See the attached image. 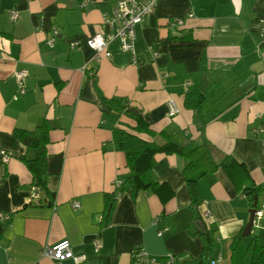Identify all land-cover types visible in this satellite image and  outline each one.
Listing matches in <instances>:
<instances>
[{"label": "crops", "instance_id": "1", "mask_svg": "<svg viewBox=\"0 0 264 264\" xmlns=\"http://www.w3.org/2000/svg\"><path fill=\"white\" fill-rule=\"evenodd\" d=\"M117 1L0 0L6 56L0 60V215H12L0 220V264H53L40 250L64 240L86 255L83 264H153L134 260L139 249L157 264L169 254L191 260L207 242L198 224L205 211L217 231L212 258L231 264V239L243 232L255 197L264 212V0H159L135 26L136 62L117 36L109 40L110 57L87 45L113 32L104 20ZM11 10L18 12L15 22ZM176 18L183 27L170 28ZM53 28L59 35L51 48ZM74 41L80 44L71 50ZM21 71L25 94L15 97ZM192 91L206 95L197 109L186 105ZM101 96L122 100L186 153L198 150L189 157L157 154L156 189L108 200L129 173L113 129L136 122L115 119ZM169 100L179 109L174 117ZM44 121L52 126L47 170L54 203L28 204L33 177L14 130ZM226 157L235 161L231 169L221 165ZM251 186L262 190L247 193ZM252 231L264 244V218ZM98 237L103 248L96 253Z\"/></svg>", "mask_w": 264, "mask_h": 264}, {"label": "trees", "instance_id": "2", "mask_svg": "<svg viewBox=\"0 0 264 264\" xmlns=\"http://www.w3.org/2000/svg\"><path fill=\"white\" fill-rule=\"evenodd\" d=\"M205 98V93L201 91L188 92L185 98L186 105L197 109ZM101 101L109 106L111 115L115 119L126 115L136 122L135 126L129 130L122 128L113 129L114 143L120 151L124 152L129 173L124 178L122 187L119 190L116 189V193L112 196H108V200H115L116 197L125 191H130L133 195H136L140 190L156 189L159 184L155 180L152 171L156 165L157 154L177 153L189 157L198 150L194 149L186 153L184 148L175 142L167 131L157 132L153 130L142 114L128 110L127 105L122 100L101 96ZM51 127L49 122L44 121L34 130L18 128L14 130V136L27 150L24 155L20 156V159L32 174V187H38L41 195L46 197L50 201V204H52L55 197V194L48 187L49 173L47 170V146L51 142ZM160 139H162V143L159 141ZM191 165H193L192 162L190 163ZM221 165L231 169L235 165V161L232 157H226ZM261 190L260 187L251 186L246 189V192L251 193V191H254L259 194ZM251 202H253L252 199ZM111 205L109 203L108 209ZM198 219H201L204 223L205 227L199 232L207 241L201 255L198 258L185 261L180 260V256H178L170 264H217L216 260L212 258L215 243L218 240L216 236L217 231L213 228V222L209 221L210 223H206L201 214H198ZM250 237L251 241L249 243H246V239L242 237V233L237 234L231 239V264H264V244H261L254 234H251ZM164 261L166 262V258Z\"/></svg>", "mask_w": 264, "mask_h": 264}, {"label": "built area", "instance_id": "3", "mask_svg": "<svg viewBox=\"0 0 264 264\" xmlns=\"http://www.w3.org/2000/svg\"><path fill=\"white\" fill-rule=\"evenodd\" d=\"M159 0H118L113 15L111 17H106L104 20L105 24L112 26L113 32L110 34H97L92 38L87 40V45L93 49L96 53L106 52V56L110 57V52L108 50L109 40L114 36L119 37L122 48L124 51L130 52L132 54V61L136 62L135 48H134V36H135V26L143 22L144 18L153 13L156 9L157 3ZM85 3L82 5L84 6ZM10 17L13 22L18 18V12L15 10L10 11ZM189 17H193V14H190ZM184 19L176 18L175 20L170 21L169 27L178 29L183 27ZM115 30V31H114ZM59 35L57 28L52 29V36L48 39V46L53 48L55 41ZM80 42L74 41L70 43V48L75 49L78 47ZM0 60H6V56L1 53ZM84 72H88L87 68H84ZM16 81L18 84V92L15 94V97L25 93L24 90V79L27 74L25 72H17ZM168 111L169 116L174 117L179 114V109L173 100L168 101ZM259 132H264V128L260 129ZM257 133V132H256ZM264 144V142H263ZM2 160L4 163H8L10 160V155L2 152ZM123 185V180L118 179L115 183L116 189H120ZM28 204H50V201L44 196L41 195L40 189L38 187H32L27 198ZM74 208H79V204L75 203ZM203 220L206 223H210L211 217L208 211L201 213ZM264 218V212L258 210L255 214L253 221V226L257 227L261 219ZM12 219V215H0V220L2 222H7ZM212 222V221H211ZM163 232L160 231L158 236L161 237ZM94 251L99 253L103 248V241L98 237L93 242ZM42 257L49 258L53 264H64L68 260H72L75 264H83L86 262L87 257L83 254H77L72 244L68 240L61 241L53 246H44L40 250ZM133 258L135 261L145 259V261L157 264L158 261L153 258H149L147 252L144 249L135 250L133 252ZM175 256L169 254L166 257V264H170L174 261Z\"/></svg>", "mask_w": 264, "mask_h": 264}, {"label": "water", "instance_id": "4", "mask_svg": "<svg viewBox=\"0 0 264 264\" xmlns=\"http://www.w3.org/2000/svg\"><path fill=\"white\" fill-rule=\"evenodd\" d=\"M257 211H258V208H257V197H255V202L253 204L252 209L249 212L250 213V219H249L248 223L246 224V226H245V228H244V230L242 232V237L243 238H247V237L251 236L252 230L254 228L253 221H254L255 214H256ZM198 224L200 225V228H202V229L205 227L204 223L202 221H200Z\"/></svg>", "mask_w": 264, "mask_h": 264}, {"label": "bare ground", "instance_id": "5", "mask_svg": "<svg viewBox=\"0 0 264 264\" xmlns=\"http://www.w3.org/2000/svg\"><path fill=\"white\" fill-rule=\"evenodd\" d=\"M1 215H4V216H6L5 214H1Z\"/></svg>", "mask_w": 264, "mask_h": 264}]
</instances>
